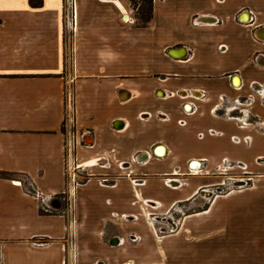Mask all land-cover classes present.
<instances>
[{
    "label": "crops",
    "instance_id": "obj_1",
    "mask_svg": "<svg viewBox=\"0 0 264 264\" xmlns=\"http://www.w3.org/2000/svg\"><path fill=\"white\" fill-rule=\"evenodd\" d=\"M262 89L264 0H0V260L264 264V172L170 231L264 166Z\"/></svg>",
    "mask_w": 264,
    "mask_h": 264
},
{
    "label": "rangeland",
    "instance_id": "obj_2",
    "mask_svg": "<svg viewBox=\"0 0 264 264\" xmlns=\"http://www.w3.org/2000/svg\"><path fill=\"white\" fill-rule=\"evenodd\" d=\"M67 129L65 128V131ZM262 163L255 164V167H249L248 169L243 168L242 165L238 166V168L232 170V174L224 175L223 179L224 181L220 185L212 186L206 188V190L212 191L211 194L208 193H200L197 197V199L191 203L189 206L186 207V209L180 208L178 211L181 210V212H178L173 214L172 222L176 224V226L182 223V214L188 213L193 210H199L201 208H206L209 206V204L214 200L215 197H217L220 194H224L225 192H228L231 189H240L244 187H249L251 185V182L253 181L252 178L257 173L255 172H264V166L261 165ZM230 169V168H223V170Z\"/></svg>",
    "mask_w": 264,
    "mask_h": 264
},
{
    "label": "trees",
    "instance_id": "obj_3",
    "mask_svg": "<svg viewBox=\"0 0 264 264\" xmlns=\"http://www.w3.org/2000/svg\"><path fill=\"white\" fill-rule=\"evenodd\" d=\"M130 2L131 7L135 12L136 25L138 27H148L151 24L153 18V0H130ZM30 4L33 7H39L42 5V0H30ZM0 177L5 179H14L17 178V175L9 172H0ZM22 183L26 187V178L24 179L23 177ZM30 191L33 194L36 193L34 189Z\"/></svg>",
    "mask_w": 264,
    "mask_h": 264
},
{
    "label": "built area",
    "instance_id": "obj_4",
    "mask_svg": "<svg viewBox=\"0 0 264 264\" xmlns=\"http://www.w3.org/2000/svg\"><path fill=\"white\" fill-rule=\"evenodd\" d=\"M70 4H72V0H70ZM262 91L264 92V89H262ZM70 108V111H72V107H71V104H70V106H69ZM68 115H69V121H72V113L70 112V113H68ZM174 179H168L167 181H166V183H167V185H169V186H171L172 185V181H173ZM212 191H209L208 192V190H203L202 191V193H211ZM152 219H154V220H158L157 219V217L156 216H152ZM176 227V224H174L173 223V225H172V227L170 228V231H173L174 230V228ZM0 264H4L1 260H0Z\"/></svg>",
    "mask_w": 264,
    "mask_h": 264
},
{
    "label": "flooded vegetation",
    "instance_id": "obj_5",
    "mask_svg": "<svg viewBox=\"0 0 264 264\" xmlns=\"http://www.w3.org/2000/svg\"><path fill=\"white\" fill-rule=\"evenodd\" d=\"M161 154H162V153H161ZM195 166H196L195 169H197V168H199L200 165H195ZM174 180H176V179H174Z\"/></svg>",
    "mask_w": 264,
    "mask_h": 264
},
{
    "label": "water",
    "instance_id": "obj_6",
    "mask_svg": "<svg viewBox=\"0 0 264 264\" xmlns=\"http://www.w3.org/2000/svg\"><path fill=\"white\" fill-rule=\"evenodd\" d=\"M208 194H211V193H208Z\"/></svg>",
    "mask_w": 264,
    "mask_h": 264
}]
</instances>
